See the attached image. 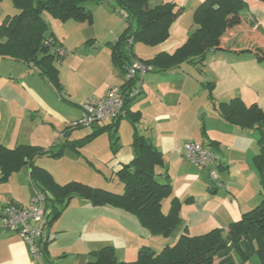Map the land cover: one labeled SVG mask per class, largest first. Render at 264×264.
Returning a JSON list of instances; mask_svg holds the SVG:
<instances>
[{
    "label": "crops",
    "instance_id": "obj_1",
    "mask_svg": "<svg viewBox=\"0 0 264 264\" xmlns=\"http://www.w3.org/2000/svg\"><path fill=\"white\" fill-rule=\"evenodd\" d=\"M203 1L150 0L154 6L174 3L184 10L171 24L165 41L154 47L135 44L133 55L149 60L159 53L173 52L195 29L193 14ZM242 1L248 9L243 14L248 30L261 28L264 32V3ZM104 4L87 8L95 19L98 15L104 23L103 33L84 40L79 33L82 29L75 28L78 37L73 47L75 53L53 36L70 52L67 59L61 61V67H56L63 97L55 94L35 69L0 59L1 146L13 149L27 145L55 150L65 142H77L97 131L94 126L89 128L91 132L78 128L64 135L71 123L80 120L81 105L89 97L101 98L109 88L118 92L127 82L125 71L113 65L105 46L117 41L125 28L124 20L112 6ZM118 17L123 20L121 25ZM241 39L242 33L236 32L229 35L225 43L233 50L240 49ZM87 45L100 56L97 66L104 69V83L108 85L94 96L85 90L89 86L85 78L89 70L84 69L83 60L76 54L79 48ZM141 81L139 94L131 107L132 112L141 115L137 133L162 154L163 166L164 163L168 166L159 169V173L167 172L174 196L182 202L191 200L181 206L178 228L168 238L151 236L121 210L96 207L79 197L64 204L48 201L43 205L50 234L45 253L33 262L28 246L16 233L0 230V264H86L90 253L104 247L112 248L117 261L133 262L142 247L158 253L164 246L174 244L183 233L198 236L214 228L227 232L231 223L260 203L259 175L252 164V158L259 151L258 133L223 122L213 110L203 83L214 85L215 103L239 97L246 105L256 104L264 111V62H257L247 53L208 55L201 67L185 64L174 71H153ZM190 103H194L193 108L189 107ZM106 124L110 123L99 126ZM104 134L107 133L99 136ZM99 136L77 151L64 148L60 158H38L35 165L47 171L59 186L76 182L121 193L123 187L114 174L133 159L132 127L127 120L119 122L116 131L119 148L115 153L110 137L104 143L97 141ZM188 142L209 148L215 154V162L203 169L187 161L182 149ZM209 170L216 173L217 185L209 179ZM158 179L165 181L163 175ZM38 191L30 179L29 169L22 167L0 183V206L26 205ZM168 206L169 200L164 203L163 210H168ZM53 207L61 211L56 220H52ZM254 257L243 264H260Z\"/></svg>",
    "mask_w": 264,
    "mask_h": 264
},
{
    "label": "trees",
    "instance_id": "obj_2",
    "mask_svg": "<svg viewBox=\"0 0 264 264\" xmlns=\"http://www.w3.org/2000/svg\"><path fill=\"white\" fill-rule=\"evenodd\" d=\"M10 1L17 13L6 16L0 23V59L12 60L35 69L51 90L63 97L58 70L54 64L61 63L64 59L58 57L57 52L65 48L52 34L46 36L48 27L42 15L47 14L62 23L71 21L92 25L91 11L83 5L84 0ZM89 1L96 5L107 2ZM259 1L264 3V0ZM114 2L113 9L123 17L125 28L115 43L108 42L105 46L110 51L113 65L125 73L126 68L135 61L151 67L148 73L165 72L178 70L185 64L201 67L208 55L225 53H247L257 62H264V32L261 28L248 30L243 17L248 9L242 0H204L194 11L195 29L184 43L171 53H159L149 60L136 58L132 53V47L135 44L154 47L165 41L169 36L171 24L181 15L184 8L174 3L151 6L150 0ZM236 32L242 33L241 47L233 50L226 45L225 39ZM142 77L127 78L119 93L115 90L122 100V116L89 127H78L97 126V131H93L82 140L65 142L55 150H43L27 145L7 149L0 145V183L7 181L13 172L27 167L30 179L40 190L38 193L44 195L45 203L51 201L54 204H64L73 197H79L96 207L121 210L133 217L149 235L168 238L181 223L182 204H188L191 200L186 199L182 202L174 196L167 172L159 173V169L163 167L162 154L148 139L137 133L141 115L137 111L132 112L131 107L139 94ZM203 87L208 91V99L212 101L213 110L223 122L244 131L255 130L258 133L259 151L252 158V164L259 175L260 203L243 214L239 220L231 223L227 232L214 228L198 236L183 233L174 244L164 246L158 253L142 247L136 260L128 263L117 261L112 248L104 247L90 253V259L86 264H243L252 256H255L260 264H264V111L256 104L246 105L239 97L215 103L212 97L214 85L203 83ZM121 120H127L133 130L131 142L133 159L130 163L122 165L114 174L123 187L121 193L92 188L76 182L59 186L47 171L35 165V160L41 157L60 158L64 148L77 151L85 143L103 133L109 135L115 153L119 148L116 131ZM107 122L110 124L99 126ZM78 128L67 127L64 135ZM202 147L214 156L212 162L204 167L189 161L184 152L183 156L193 165L208 169L216 157L209 148ZM211 174L216 176V173L209 170V179L217 185V176L213 180ZM161 175L165 181L158 179ZM167 200L169 206L165 211L163 207ZM55 209L53 207L52 220H56L61 214V211ZM49 240L40 248L42 255Z\"/></svg>",
    "mask_w": 264,
    "mask_h": 264
},
{
    "label": "built area",
    "instance_id": "obj_3",
    "mask_svg": "<svg viewBox=\"0 0 264 264\" xmlns=\"http://www.w3.org/2000/svg\"><path fill=\"white\" fill-rule=\"evenodd\" d=\"M57 55L65 58L68 52L62 48ZM150 70L151 67L135 61L126 68V76L127 78L142 77ZM122 105V100L115 90L109 88L103 97H89L82 103L80 120L71 123L69 127H89L99 122L114 120L122 116ZM183 152L189 161L203 167L214 159L210 151L197 143H186ZM211 178L216 179L215 174H211ZM44 204V195L36 192L26 205L0 206V230L16 233L28 246L33 262L41 257L40 248L50 239L44 217Z\"/></svg>",
    "mask_w": 264,
    "mask_h": 264
},
{
    "label": "rangeland",
    "instance_id": "obj_4",
    "mask_svg": "<svg viewBox=\"0 0 264 264\" xmlns=\"http://www.w3.org/2000/svg\"><path fill=\"white\" fill-rule=\"evenodd\" d=\"M104 3H105L104 4L105 7L115 6L114 0H107V2H104ZM83 5L86 8H89V7L93 8L96 4L92 1L84 0ZM98 5L99 4H97V6ZM152 6H154V4H152ZM16 13H17V10L14 9L10 0H4L3 2H0V23L7 15L12 16ZM92 17H93L92 25H87L85 23L77 24L71 21L62 23V22H59L58 20L51 18L47 14L42 15V18L46 22L47 27H48L46 36L49 37L52 34V36H54L59 42L64 44L69 50H71L74 53H75V49L73 47L76 46L77 39H78L77 30L75 28L82 29L83 32H79V33L82 35L81 38H84V40H87V38H90L94 36L95 34L100 36L101 33H103L101 30H103L104 23L100 22L98 15L96 16V19L94 18V16ZM117 19L119 20V23L121 25L123 23L122 18L118 17ZM132 26L135 27V25H132ZM68 49H66V51L68 52V55L62 60L63 62L67 59V57L70 54ZM76 54L78 55L80 59L83 60L85 64L83 65L84 69L88 68L89 70L88 74H86V77H85L87 80H89V86H86L85 90L88 89L90 94L93 96H94V93H97V91L99 92L104 91L108 85L104 83L105 82L104 76H103L104 69L101 68V66H97V61L98 60L100 61L101 59L100 56L97 57V54L92 51L89 45L79 48ZM54 65L58 68L61 67L60 63L58 62L55 63ZM189 107L193 108L194 103H190ZM85 130L91 132L89 128H84L83 130H80V131H85ZM108 136H109L108 134L99 136L97 138V141H103L104 143H106L109 140ZM164 164L165 165L163 167L167 168L168 166L167 163H164ZM117 183H119L118 180H117ZM254 261H256L257 263L258 260L254 257Z\"/></svg>",
    "mask_w": 264,
    "mask_h": 264
}]
</instances>
